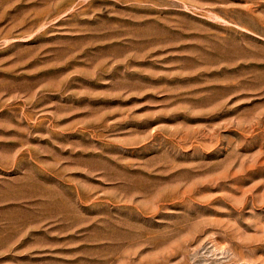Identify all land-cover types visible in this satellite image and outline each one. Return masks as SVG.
<instances>
[{"label": "rangeland", "instance_id": "obj_1", "mask_svg": "<svg viewBox=\"0 0 264 264\" xmlns=\"http://www.w3.org/2000/svg\"><path fill=\"white\" fill-rule=\"evenodd\" d=\"M0 264H264V0H0Z\"/></svg>", "mask_w": 264, "mask_h": 264}]
</instances>
